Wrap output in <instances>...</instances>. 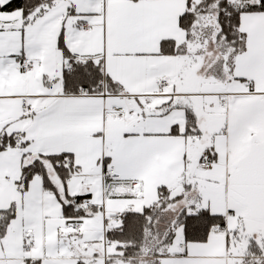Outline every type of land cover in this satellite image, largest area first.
<instances>
[{
    "label": "snow or ice",
    "instance_id": "1",
    "mask_svg": "<svg viewBox=\"0 0 264 264\" xmlns=\"http://www.w3.org/2000/svg\"><path fill=\"white\" fill-rule=\"evenodd\" d=\"M0 264H264V0H0Z\"/></svg>",
    "mask_w": 264,
    "mask_h": 264
}]
</instances>
